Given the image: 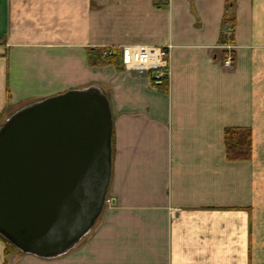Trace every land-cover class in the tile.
Listing matches in <instances>:
<instances>
[{
  "label": "crops",
  "instance_id": "obj_1",
  "mask_svg": "<svg viewBox=\"0 0 264 264\" xmlns=\"http://www.w3.org/2000/svg\"><path fill=\"white\" fill-rule=\"evenodd\" d=\"M126 45L168 49V78L101 54ZM91 86L113 111L111 204L59 257L0 238V264H264V0H0V127ZM228 129L250 136L233 159Z\"/></svg>",
  "mask_w": 264,
  "mask_h": 264
},
{
  "label": "water",
  "instance_id": "obj_2",
  "mask_svg": "<svg viewBox=\"0 0 264 264\" xmlns=\"http://www.w3.org/2000/svg\"><path fill=\"white\" fill-rule=\"evenodd\" d=\"M114 117L98 86L35 102L0 127V235L62 256L96 226L113 176Z\"/></svg>",
  "mask_w": 264,
  "mask_h": 264
},
{
  "label": "built area",
  "instance_id": "obj_3",
  "mask_svg": "<svg viewBox=\"0 0 264 264\" xmlns=\"http://www.w3.org/2000/svg\"><path fill=\"white\" fill-rule=\"evenodd\" d=\"M162 1L164 4H168L170 0ZM101 54L104 58L119 54L121 65L126 70L138 76L151 77L156 84H162L163 80L169 76V52L165 48L126 45L117 49H104ZM225 65L229 67L234 65L232 52L226 56Z\"/></svg>",
  "mask_w": 264,
  "mask_h": 264
},
{
  "label": "trees",
  "instance_id": "obj_4",
  "mask_svg": "<svg viewBox=\"0 0 264 264\" xmlns=\"http://www.w3.org/2000/svg\"><path fill=\"white\" fill-rule=\"evenodd\" d=\"M109 58V57H108ZM237 132H239L237 129L232 130L228 129L226 131V136H225V142L228 147V156L230 158H235V146L236 145H242L245 146L244 144L248 143V140L250 139V136H240ZM240 155L243 156V154H248V152H239ZM0 238H2L8 245L11 247L12 250L20 251L17 249L14 245H12L9 241H7L4 237L0 235ZM21 252V251H20Z\"/></svg>",
  "mask_w": 264,
  "mask_h": 264
},
{
  "label": "rangeland",
  "instance_id": "obj_5",
  "mask_svg": "<svg viewBox=\"0 0 264 264\" xmlns=\"http://www.w3.org/2000/svg\"><path fill=\"white\" fill-rule=\"evenodd\" d=\"M108 200H110L111 201V198L108 196ZM111 204V202H107V204H106V206H108V205H110Z\"/></svg>",
  "mask_w": 264,
  "mask_h": 264
}]
</instances>
